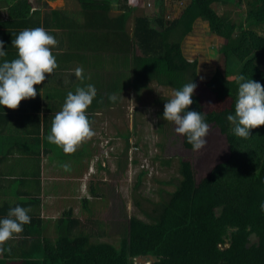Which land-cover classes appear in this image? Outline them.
<instances>
[{"label": "trees", "instance_id": "trees-1", "mask_svg": "<svg viewBox=\"0 0 264 264\" xmlns=\"http://www.w3.org/2000/svg\"><path fill=\"white\" fill-rule=\"evenodd\" d=\"M115 1L129 16L133 9L130 0ZM166 1L187 3L179 16L169 19ZM219 1L155 0L159 2L156 13L136 18L132 36L125 32V52L131 50L127 49L130 44L134 54L124 85L140 94L153 82L175 89L195 79L198 87L190 107L204 112L209 125L226 137L228 158L200 180L192 163L180 159L175 189L166 191L167 196L155 202L151 211L139 205L149 221L132 216L122 223L119 244L93 241L94 235L87 233L82 220L70 211L69 217L61 220L58 238H45L42 246L38 245L37 252L42 253L33 251L20 257L21 264H135L136 258L148 255L157 259L152 264H264V211L260 208L264 202V125L251 129L252 136L241 138L232 133L226 119L234 112L240 74L264 84V35L255 28L264 24V0H234L242 7L235 18L216 10ZM15 2L21 13L29 12L30 0ZM197 19L208 23L225 57L226 69H217L207 81L199 76V61L188 60L183 50V41ZM231 59L236 60V76L229 73ZM167 99L160 101L161 116ZM122 135L129 140V134ZM183 144L192 150L184 135ZM145 173L139 174V183ZM91 194L100 199L94 184ZM85 199L88 212L89 204L97 200ZM92 220L93 228L100 224ZM252 233L259 242L247 247ZM7 261L9 258L0 257V264H9Z\"/></svg>", "mask_w": 264, "mask_h": 264}, {"label": "crops", "instance_id": "crops-1", "mask_svg": "<svg viewBox=\"0 0 264 264\" xmlns=\"http://www.w3.org/2000/svg\"><path fill=\"white\" fill-rule=\"evenodd\" d=\"M85 1L87 5L82 0H30L29 12L21 13L15 0H0V40L5 42L7 50L0 60L17 56L12 40L24 28L43 26L57 40L52 46L57 66L52 74H46L44 82L35 86L37 96L22 100L16 109L0 106V217L7 215L8 209L16 204L28 208L31 217L21 233L3 244L5 250L0 252V257L9 258V264H21L20 257L33 251L41 254L37 252L38 245L42 246L45 238H58L61 220L65 221L70 211L82 220L87 233L107 239L108 227L93 228L95 220L88 214L90 211L84 210L88 205L85 198L91 201L92 174L96 169L93 158L98 155L94 145L98 142L89 137L74 152L66 153L46 137L51 130L52 116L61 109L67 93L78 86L92 83L97 89L88 108L92 129L97 120L104 119L105 113L120 111L124 97L139 95L134 88L124 85L125 72L134 54L130 44L127 49L131 50L125 52V32L132 36L136 18L156 13L159 2L154 3L155 11L149 13L141 9L146 8L140 7L142 0H137L136 7L132 5L129 16H125L115 0L109 5L105 4L106 0ZM172 3L183 6L180 14L187 2L166 1L167 12ZM235 3L220 0L214 6L219 13L235 18L237 10L229 8ZM198 22L202 19H197L195 24ZM77 67L83 69L81 77L75 74ZM41 87H44L43 96L39 93ZM110 93H117L119 99L111 101ZM101 128L103 131L104 126ZM104 130L107 132H101L102 143L110 139L109 130ZM122 134L116 131L115 136L121 140ZM65 163L73 165L72 168H64ZM148 256L144 257L146 264H152Z\"/></svg>", "mask_w": 264, "mask_h": 264}, {"label": "rangeland", "instance_id": "rangeland-1", "mask_svg": "<svg viewBox=\"0 0 264 264\" xmlns=\"http://www.w3.org/2000/svg\"><path fill=\"white\" fill-rule=\"evenodd\" d=\"M136 1L130 0V4L134 5ZM154 3L155 0H142L140 7H146L141 9L152 13L155 11ZM180 8L183 6L178 7L172 3L167 12L168 18L178 16ZM229 8L237 10V13L242 12L238 2L230 4ZM255 28L264 35V24ZM183 50L189 60L199 61L198 73L204 81L209 80L217 69H226L225 57L219 52L218 38L203 20L194 24L192 33L183 41ZM231 60L229 73L236 76V60ZM262 67L264 69V62ZM173 90L153 82L149 90H144L138 96L133 94L125 97L120 111L105 113L104 119L97 120L94 134L89 139L94 143L98 142L94 145L98 148V155L93 158V162L96 163L95 171L99 173L92 176V183L98 190L100 199L91 195V199L97 201L90 204L88 214L100 221V228L108 227L107 239L104 241L119 244L121 225L128 223L132 216L149 221L138 206L151 211L155 202L167 196L166 191L175 189L180 159L192 163L196 179L200 180L215 165L228 158L226 137L220 134L215 125H209L207 143L201 150L193 152L184 146L183 135L175 131V124L170 122L169 125L160 114L161 99L170 98ZM103 126L109 130L110 139L102 143L101 132H107L104 129L102 131ZM111 130L114 131L113 134ZM116 131L129 134V140L117 139ZM107 141L110 142L107 144ZM168 159H172L170 163H167ZM72 166L69 165V169ZM142 171L146 173L139 183L138 176ZM83 217L84 214L81 213L80 218ZM92 237L95 242L103 241L99 239V235Z\"/></svg>", "mask_w": 264, "mask_h": 264}, {"label": "clouds", "instance_id": "clouds-1", "mask_svg": "<svg viewBox=\"0 0 264 264\" xmlns=\"http://www.w3.org/2000/svg\"><path fill=\"white\" fill-rule=\"evenodd\" d=\"M56 44V37L43 26L24 28L15 36L12 45L17 49V56L10 60H0V106L16 109L22 100L37 96L35 86L44 82L46 74H52L57 66L52 50ZM4 45L5 42L0 40V57L7 54ZM82 71L81 67L75 69L77 77H81ZM44 87L39 89L42 96ZM197 87L193 79L175 88L171 97L165 100L162 113L167 122L175 124V131L185 136L193 152L206 145L209 131L205 113L190 107L194 103L193 96ZM96 93L97 89L92 83L69 91L61 109L52 116L51 130L46 139L61 146L64 152L72 153L83 140L91 137L94 133L90 126L88 108ZM109 99L115 102L119 95L110 93ZM226 119L232 126V133L241 138L252 136L251 129L264 125V84L240 74L234 112H229ZM63 167L67 169L69 165L65 163ZM260 208L264 211V202H261ZM30 221L28 208L21 204L10 207L7 215L0 217V252L5 250L4 242L21 233L24 225ZM138 258L135 264H138Z\"/></svg>", "mask_w": 264, "mask_h": 264}, {"label": "water", "instance_id": "water-1", "mask_svg": "<svg viewBox=\"0 0 264 264\" xmlns=\"http://www.w3.org/2000/svg\"><path fill=\"white\" fill-rule=\"evenodd\" d=\"M256 239H257V235H256V233H253V234L250 236V243L248 244V247H249L251 244H253V242H255ZM148 258H151V260H152L153 262H155V258H154L152 255H149ZM138 259H139L138 262H140L141 264H146V261H147L146 258H144V257H140V258H138Z\"/></svg>", "mask_w": 264, "mask_h": 264}, {"label": "flooded vegetation", "instance_id": "flooded-vegetation-1", "mask_svg": "<svg viewBox=\"0 0 264 264\" xmlns=\"http://www.w3.org/2000/svg\"><path fill=\"white\" fill-rule=\"evenodd\" d=\"M252 234H253V233H252ZM252 234H251V235H252ZM251 235H250V236H251ZM256 235H257V234H256ZM249 240H250V237H249ZM257 242H259V238H258V236H257V239H256V241H255V242H253V244H251L250 246H252V245L256 244ZM249 243H250V242H249ZM249 243H248V244H249ZM248 244H247V247H248ZM250 246H249V247H250ZM154 258H155V257H154ZM150 260H151V258H150ZM155 260H156V258H155Z\"/></svg>", "mask_w": 264, "mask_h": 264}]
</instances>
